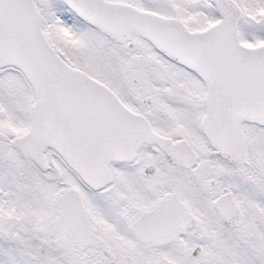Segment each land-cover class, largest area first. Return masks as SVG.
Masks as SVG:
<instances>
[{"label":"snow or ice","instance_id":"snow-or-ice-1","mask_svg":"<svg viewBox=\"0 0 264 264\" xmlns=\"http://www.w3.org/2000/svg\"><path fill=\"white\" fill-rule=\"evenodd\" d=\"M0 264H264V0H0Z\"/></svg>","mask_w":264,"mask_h":264}]
</instances>
